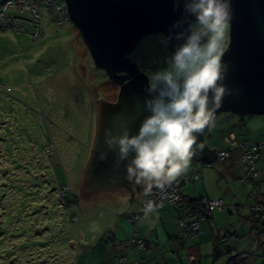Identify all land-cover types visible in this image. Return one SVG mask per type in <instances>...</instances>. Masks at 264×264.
Instances as JSON below:
<instances>
[{"label":"rangeland","instance_id":"374dc122","mask_svg":"<svg viewBox=\"0 0 264 264\" xmlns=\"http://www.w3.org/2000/svg\"><path fill=\"white\" fill-rule=\"evenodd\" d=\"M10 12L25 20L0 29V264H107L102 246L130 206L86 186L84 173L100 102H115L119 86L96 66L69 16L57 24L48 11L40 20L31 12ZM165 38L146 34L127 56L151 75L170 57ZM228 41L229 30L225 47ZM239 234L245 236L233 259L214 264H264L263 246L253 251L249 232ZM123 254H112L111 263L120 264ZM200 258L213 264L206 254Z\"/></svg>","mask_w":264,"mask_h":264},{"label":"water","instance_id":"95a60500","mask_svg":"<svg viewBox=\"0 0 264 264\" xmlns=\"http://www.w3.org/2000/svg\"><path fill=\"white\" fill-rule=\"evenodd\" d=\"M69 18L78 28L88 51L99 68L119 86L117 100L100 102L95 118L94 141L86 162L84 181L86 186L103 189L131 187L124 179V162L114 167L116 155L104 144V129L119 134L121 126L135 134L142 119L149 115L145 110L146 73L136 67L127 56L135 43L144 35L161 32L169 36L174 21H183L182 27L193 21L183 11L184 0H65ZM232 20L229 41L223 60L229 69L224 83L232 95L224 98L221 109L215 114L231 111L235 114L264 113V0H231ZM180 12L178 16L176 12ZM182 40H169V50ZM125 72L128 78L117 75ZM209 128L198 136L204 146L196 149L195 159L210 162L215 150L204 144ZM195 147V146H194ZM107 152L105 160L98 159L100 151ZM131 190V189H130ZM139 192V190H138ZM142 192V191H141ZM132 194V190H131Z\"/></svg>","mask_w":264,"mask_h":264},{"label":"clouds","instance_id":"9594fccd","mask_svg":"<svg viewBox=\"0 0 264 264\" xmlns=\"http://www.w3.org/2000/svg\"><path fill=\"white\" fill-rule=\"evenodd\" d=\"M183 11L194 20L183 28L174 21L164 39L182 40L166 60V67L148 76L144 107L150 113L135 134L121 126L119 134L104 129V144L114 151V167L124 162V179L144 196L163 192L188 168L196 149L203 151L198 136L215 121L224 98L232 90L224 83L229 65L223 60L231 26V0H184ZM195 146V147H194ZM106 151L98 159L105 160ZM149 203L145 215L154 213Z\"/></svg>","mask_w":264,"mask_h":264},{"label":"crops","instance_id":"0c3cea01","mask_svg":"<svg viewBox=\"0 0 264 264\" xmlns=\"http://www.w3.org/2000/svg\"><path fill=\"white\" fill-rule=\"evenodd\" d=\"M223 113H225L223 116L216 115L214 123L209 128L210 135L206 134L203 138L207 149L215 150L216 157L210 162L192 157L187 169L196 172L198 177L190 182L183 183L180 186V193L186 200L202 196L214 199L221 198L225 204L224 208L213 211L208 219L201 221L198 235L182 239L174 207L166 204L162 209L155 210L150 215L142 216L131 225L128 214L139 209L144 197L141 190L132 187L126 189L124 186L103 188L105 191L101 194L104 197L123 199L124 202H128L127 204L130 206L128 210L131 211L126 213L127 222L124 217L117 220L108 234L110 235L109 241L102 246L107 256V264H112L110 259L112 254L115 255L114 258H117L116 253L119 250H124V242L132 228L147 244L144 250L137 248L135 245L130 246L128 260L139 262V264H202L200 258L202 254L210 256L213 264L216 260L233 259V253L241 242L238 239L245 236L239 234L243 228L249 232L251 237L250 249L255 251V248L262 245V250H264V225L253 220L248 208V203L251 200L248 199L246 194H248L247 191L251 189L252 185L248 183L247 186H241L238 184L239 182L237 183L238 176L243 172L238 154L234 152L225 162L219 161L217 158V152L223 148L221 140L223 133L233 132L240 139L264 141V113L248 115L227 113L226 111ZM211 164L213 166H210ZM216 165L219 168L217 170L219 177L214 180L210 175L213 170H216ZM256 167L259 172L256 179L260 188L258 199L264 203V148ZM224 178H226V181H224ZM213 183L216 185L214 188L211 187ZM238 217H241V221ZM231 241L233 242L231 243ZM224 242L225 244H221ZM231 244H233L232 247ZM222 245L224 246L222 247ZM109 246L112 248H109ZM215 246L219 249V255L217 256L213 254ZM118 247L119 250H116ZM77 252L79 251L77 250ZM190 253L195 254V259L190 257Z\"/></svg>","mask_w":264,"mask_h":264},{"label":"built area","instance_id":"2783aa9c","mask_svg":"<svg viewBox=\"0 0 264 264\" xmlns=\"http://www.w3.org/2000/svg\"><path fill=\"white\" fill-rule=\"evenodd\" d=\"M16 10L18 12H31L35 19L41 18L42 12H49L53 16V20L57 24H64L67 22L69 13L67 3L65 0H3L0 2V29L12 27L14 25L21 24L20 19H13L8 16L6 12L10 10ZM37 24V23H36ZM33 25V23H31ZM40 25V24H38ZM40 33L42 30H39ZM39 33V34H40ZM222 141L225 144V148L220 149L217 152V158L220 161L225 160L230 155V152L237 149L244 148V142H239L233 134H228L222 137ZM254 147L251 149H242L241 159L246 163L247 168L253 163L255 154L253 153ZM251 168L248 169V175L252 176ZM194 173V177L197 178L198 174ZM191 173L186 170L185 173L178 178L176 182H173L163 192L161 190H154L151 196H144L140 204L139 209L128 216L130 222H135L145 215V210L149 203H152L156 210L160 209L164 202L170 204H178L183 202V196L180 193V186L182 183L191 181ZM64 193V192H63ZM223 206L222 199H207L196 200L187 204L186 209H181L179 212V225L182 231V237L187 238L195 236L198 232L199 221L204 215H209L210 211L217 208L221 209ZM251 211L255 213L256 217H262V210L264 209L261 204L253 203L250 206ZM129 240L124 244V254L121 258L120 264H139V262H129L128 249L131 244L135 243L138 248L144 249L146 243L137 237L136 233L131 229Z\"/></svg>","mask_w":264,"mask_h":264},{"label":"trees","instance_id":"16d2710c","mask_svg":"<svg viewBox=\"0 0 264 264\" xmlns=\"http://www.w3.org/2000/svg\"><path fill=\"white\" fill-rule=\"evenodd\" d=\"M6 14L8 15V16H11V18H13V19H20L21 21H24L25 19H22V18H20V17H15V16H13V13H11L10 11H8V12H6ZM35 20H38V19H35ZM40 20V19H39ZM21 23H23V22H21ZM31 23H33V25L32 26H34L36 23L37 24H40V22L38 21V22H35V21H32ZM17 25V24H16ZM227 113L228 112H231V111H226ZM228 134H233L234 136H235V138L237 139V141H239V142H244V148H242V149H244V150H246V149H251V147H254V150H253V153L255 154V157H254V160H253V163L252 164H250L249 166H248V168H247V165H246V163L241 159V156H242V149H237V150H233V151H231L230 152V155L228 156V158H226L225 160H223L222 162H225V161H227L231 156H232V154L234 153V152H236L237 154H238V158H239V161H240V163H241V165L243 166V172L238 176V178H237V181L239 182V184L240 185H245V184H248V183H250V185H252L251 186V189L249 190V192H248V197L250 198V203L248 204V208H249V211H250V213H251V216H252V218H253V220H255L257 223H259V224H261V225H264V209L262 210V217L261 218H259V217H256L255 216V213L253 212V211H251V209H250V206L253 204V203H257V204H261L262 206H263V208H264V203L262 202V201H260L259 199H258V196H259V194H260V188H259V185H258V183L256 182V179H257V177H258V175H259V172H258V169H257V167H256V163H257V161H258V159H259V157H260V155H261V151H262V149L264 148V141H251V140H248V139H244V138H239L236 134H234L233 132H227V133H223L222 134V136H221V140H222V137L223 136H225V135H228ZM222 143H223V148H225L226 146H225V144H224V142L222 141ZM222 148V149H223ZM259 157H258V156ZM220 161V160H219ZM249 167L251 168V171L250 172H252V176H249L248 175V169H249ZM188 171H190V173H191V181L193 180V179H195V177H194V173H193V170H189V169H187ZM196 173V172H195ZM198 177V176H197ZM187 182H190V181H187ZM183 184V183H182ZM181 184V185H182ZM70 190V187H69V185H63L62 187H61V189H60V191L62 192V195H61V205L62 204H64L63 203V200H62V198L63 197H65V195L68 193V191ZM64 192V193H63ZM203 198H207V199H214V198H209V197H205V196H202V197H199V198H196V199H184V197H183V202H181V203H178V204H170L169 202H164L163 203V205H162V207L160 208V209H162L163 207H164V205H169V206H172V207H174L175 208V212H176V219H177V224H178V226L180 227V225H179V222H178V219H179V212H180V210L181 209H186V206H187V204H189L190 202H194V201H196V200H201V199H203ZM215 199H221V198H215ZM73 201L74 202H77V200L73 197ZM222 201H223V199H222ZM60 205V206H61ZM64 206H65V204H64ZM224 206H225V204H224V201H223V206H222V208L221 209H217V208H215V209H213V210H211L210 211V214L209 215H204L203 216V218L202 219H200V221H199V228H198V232H197V234L196 235H198L199 233H200V223H201V221H203V220H205V219H208L210 216H211V214H212V212L213 211H215V210H222L223 208H224ZM160 209H158V210H160ZM76 217H74V219H75ZM130 222V221H129ZM136 222V221H135ZM135 222H133V223H135ZM131 223V225L133 224L132 222H130ZM133 229V228H132ZM134 230V229H133ZM180 230H181V227H180ZM134 232H135V230H134ZM136 233V232H135ZM130 234L131 233H129V235H128V237H127V239H126V241L124 242V244L129 240V238H130ZM136 235H137V233H136ZM137 237L138 238H140L138 235H137ZM190 237H192V236H190ZM181 238L182 239H186V238H183L182 237V231H181ZM188 238V237H187ZM140 239H142V238H140ZM143 240V239H142ZM223 240H225V238H223ZM144 241V240H143ZM145 242V241H144ZM146 243V242H145ZM132 245H135L137 248H138V246L135 244V243H133V244H131L130 246H132ZM146 247H147V244H146V246H145V248L144 249H146ZM129 249H130V247H129ZM129 249H128V252H129ZM140 249V248H139ZM144 249H142V250H144ZM213 254H214V256L216 255H219V249L215 246L214 248H213ZM190 257H194L193 259H195V254L194 253H190ZM130 262V261H129Z\"/></svg>","mask_w":264,"mask_h":264},{"label":"flooded vegetation","instance_id":"af4514ba","mask_svg":"<svg viewBox=\"0 0 264 264\" xmlns=\"http://www.w3.org/2000/svg\"><path fill=\"white\" fill-rule=\"evenodd\" d=\"M176 14H177L178 16H181V14H180L179 11L176 12ZM187 18H188V19H192L193 17H191V16H187ZM193 20H194V18H193ZM116 74H117V75H123L125 78H128V75H127L125 72L117 71ZM111 80L117 84V81H116L115 79H111ZM117 85H118V84H117Z\"/></svg>","mask_w":264,"mask_h":264},{"label":"bare ground","instance_id":"6f19581e","mask_svg":"<svg viewBox=\"0 0 264 264\" xmlns=\"http://www.w3.org/2000/svg\"><path fill=\"white\" fill-rule=\"evenodd\" d=\"M258 156V155H257ZM259 157V156H258Z\"/></svg>","mask_w":264,"mask_h":264}]
</instances>
